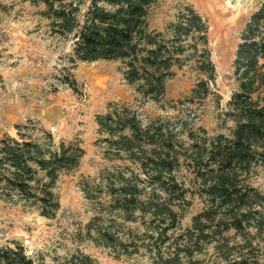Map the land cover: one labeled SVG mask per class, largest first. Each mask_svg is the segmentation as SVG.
<instances>
[{
	"label": "trees",
	"instance_id": "16d2710c",
	"mask_svg": "<svg viewBox=\"0 0 264 264\" xmlns=\"http://www.w3.org/2000/svg\"><path fill=\"white\" fill-rule=\"evenodd\" d=\"M31 1L44 5L52 30L71 40L72 68L78 61H119L137 94L159 101L173 69L192 64L200 77L177 101L200 105L216 95L208 26L190 4L158 29L151 23L158 0ZM232 66L237 88L225 111L233 123L228 133L208 134L192 123L190 111L149 116L110 102L97 114L99 142L120 163L82 183L95 210L82 240L118 254L142 248L149 264H203L198 255L208 245L225 264H263L264 178L260 187L251 177L257 168L264 171V0L240 32ZM61 81L77 88L72 72ZM19 133L0 139L1 193L33 201L42 215L55 217L61 207L56 184L80 165L85 149L75 140L56 142L49 131L42 139ZM194 194L204 205L182 227ZM0 264L46 263L12 240L0 245ZM56 264L98 263L77 248Z\"/></svg>",
	"mask_w": 264,
	"mask_h": 264
},
{
	"label": "rangeland",
	"instance_id": "374dc122",
	"mask_svg": "<svg viewBox=\"0 0 264 264\" xmlns=\"http://www.w3.org/2000/svg\"><path fill=\"white\" fill-rule=\"evenodd\" d=\"M262 1L158 0L152 6L151 23L158 29H163L183 4L193 6L206 21L216 71L211 86L216 95L197 105L177 101L185 98L200 77L192 64L173 69L175 73L166 81L159 101L142 98L123 79L119 61H78L72 68L71 40L52 30L50 19L43 13L44 5L31 0H0V139L18 137L19 132L42 139L49 131L56 142L75 140L85 149L80 165L62 173L56 184L61 207L55 217L42 215L33 201L8 198L0 190V245L17 240L27 254L46 264H56L57 258L77 248L98 264H149V255L142 248L136 253L118 254L90 239L82 240L86 224L95 215L82 183L120 163L106 156V147L99 142L96 116L105 113L110 102H125L149 116H174L177 112L187 116L190 111L191 116L194 114L192 123L208 134L228 133L233 123L225 111L237 88L232 66L236 45L246 21ZM70 72L76 89L61 81ZM256 170L251 182L261 187L264 171ZM182 172L186 174L184 169ZM203 205L197 194L192 195L181 226L189 225ZM198 258L203 264H225L211 245Z\"/></svg>",
	"mask_w": 264,
	"mask_h": 264
}]
</instances>
